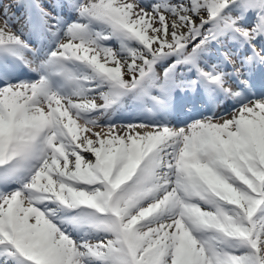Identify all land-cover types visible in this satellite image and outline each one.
Returning a JSON list of instances; mask_svg holds the SVG:
<instances>
[{"label": "rangeland", "instance_id": "obj_1", "mask_svg": "<svg viewBox=\"0 0 264 264\" xmlns=\"http://www.w3.org/2000/svg\"><path fill=\"white\" fill-rule=\"evenodd\" d=\"M10 1L12 0H0L1 42L10 39L23 43L29 37L26 26L20 15L10 14ZM220 1L69 0L67 4L54 9L55 11L52 10L54 6L45 2L43 7L49 29L40 40V49L36 48L37 42L32 45L34 51L39 50L37 59H55L59 54L75 52L84 61L85 68L81 74L88 79L99 77V84L103 87L93 89L92 83L78 87L68 78L65 84L69 90L58 94V90L44 89L45 79L40 73L42 67L33 65V78L24 84L13 86V90L20 91L17 104L11 105L5 92L0 93L4 95L3 99L7 104L3 110L0 109V162L3 161L1 151L4 139L11 125V118L14 117L12 111L22 108L25 110L30 105L45 107L52 100L59 103V111L63 115L67 112L68 105L73 103L86 110L97 107L91 117H80L71 113L73 110L67 112L68 128L72 138L76 137L78 143L82 144L86 131L91 134L92 138L89 139L94 148L98 143L94 136L97 130L99 134L113 137L106 142L109 144L108 149L101 145L97 151L103 161V175L97 172L95 166L86 164L89 162V156L73 152L63 142L53 140H50V151L37 147L34 153L33 177L26 180L24 185H20L21 187L15 188V185L19 184L25 174L24 165L17 164L0 172V241L6 242V245L0 248L1 263L107 264L112 258L113 264H134L135 259L145 250H148V256L156 257L151 264H223L225 260L236 264H261L264 261V198L261 197L264 196V100L238 108L246 111L252 109L256 122L252 126L241 125L239 114L236 113L207 117L206 120L214 131L213 133L210 130L213 146L205 144V147L210 148L203 149L209 156L208 159L201 157L200 152L192 154L191 165L186 156H180L182 142H178L174 148L173 140H170L162 145L163 149H160L158 154L148 153L145 127L137 128V125L132 123L129 124L130 128L125 130L118 126H108L106 122H97L107 116L108 109L115 111L122 104L136 100L140 93H161L171 69L177 72L176 80L183 85L191 52L197 48L202 55L209 52L208 41L202 36L195 37L191 27L199 21L207 20L208 12ZM244 3L247 21L241 25L256 41L260 54L263 44L254 28L251 6L249 2ZM64 10L71 11L70 14L75 16L69 23L60 18L63 17ZM234 12L235 8L229 18L236 23ZM258 17L262 19L264 31V13L260 12ZM91 18H96L97 24L94 33L89 34L84 27ZM15 22L17 23L13 26ZM60 22L63 27H60ZM55 25L61 30L59 39L50 35ZM202 28L205 31L206 25ZM95 33L112 39L113 47L98 46ZM219 42L227 45L224 29L222 34H219ZM229 51L232 52V49ZM175 54L181 56V61L171 64ZM151 55L159 59L154 69L146 72L145 67ZM234 56V62H238L237 71L243 76L242 79H246L245 75L250 73L248 60L242 64L238 57L242 58L243 55ZM144 73L146 75L143 78L141 75ZM220 75L229 83L226 81V72H221ZM109 85L113 87L112 91L107 89ZM233 87L228 84L224 97L219 100L220 104L225 103L224 100L228 103L235 98L233 94L228 93ZM31 91L39 97L33 100V103H24L32 97L23 96L22 93ZM124 91L129 93L119 99V95ZM38 102L41 103L36 104ZM77 120L81 121L82 130L77 129ZM46 122L45 111L43 121L35 131ZM182 126L181 130H185V125ZM132 129L135 130L134 141L130 134ZM92 147L88 146L87 149L95 153ZM53 158L67 170L58 184L64 188L61 200L69 204H84L73 212L78 214L77 221L82 227L75 231L76 247L70 248V254L73 255L71 260H67V254L65 259L51 256L53 239H61L67 244L68 234L64 226L51 221L50 217L42 213L44 208L42 209L41 205L45 204L40 199L52 198V191L40 194L34 186L40 172L46 170L48 160ZM28 160V157L23 158L24 162ZM32 179L35 181L31 182ZM73 179H77L75 182L83 180L89 184L75 188ZM164 180L169 184L158 191ZM93 182L96 184L93 185ZM5 185H10L13 189L5 191ZM229 190L233 195L231 198L239 208L234 206L232 210L233 205L228 203L231 201L228 198ZM155 194L160 196L159 201L165 203L161 207L159 206L162 202L155 200ZM190 195H195L198 203L189 204L184 201V197ZM16 203L19 210L24 213L28 211L27 218L32 223L21 224H25L29 235L20 232L21 224L15 221V216L12 217ZM87 204L93 205L98 211L87 208ZM83 206L94 214L98 219L96 222L86 225L83 216L78 213ZM225 208L227 211H223ZM201 209L208 212H205L207 217L216 216L215 219H220L221 224H229L231 218L241 215L243 222L248 224L246 226L252 225L251 229L249 227L250 237L237 239L236 231L231 229V235L220 241L207 230L212 229L210 223L207 224L197 217L199 214L196 210L202 211ZM159 210H163L162 218L155 220V213ZM45 224L50 233L48 242L41 233ZM161 227L163 229H160ZM171 240H174L175 246L172 251L171 248L165 247ZM229 248L233 249L235 255L231 250H228L231 254L226 251ZM177 249L180 251L179 258L174 260V251ZM37 259L42 261L38 262Z\"/></svg>", "mask_w": 264, "mask_h": 264}, {"label": "bare ground", "instance_id": "obj_2", "mask_svg": "<svg viewBox=\"0 0 264 264\" xmlns=\"http://www.w3.org/2000/svg\"><path fill=\"white\" fill-rule=\"evenodd\" d=\"M52 2H54V5H59L60 3L58 1L53 0ZM44 12V11H43ZM17 22H15L14 24H12L13 26L16 24ZM60 30H58V28H55L53 30L54 34L58 33ZM28 36L30 37L29 40H25L26 44L29 45L30 47H32L30 42H39L40 38L42 36V32H41V27L38 25L36 19H31L29 21L28 24ZM0 41H1V37H0ZM4 46H1V42H0V48H3ZM14 51L16 53H18L23 60L28 64V66H33V64L36 63V59L33 57V55L30 54H25L24 52H20V50L14 48ZM48 69H46V71H52L55 66H56V60L53 58H49L46 59L43 63L40 64ZM101 81V80H99ZM46 85V84H45ZM48 85V84H47ZM46 85V86H47ZM13 87H3L0 88V93L6 92L7 91V98L9 99V101L11 102V105L17 104L18 100L20 99V97L18 96L19 93L17 92V90H13ZM3 97V95L1 96ZM2 98H0V106L3 104L4 105V101L1 100ZM14 102V103H13ZM57 104V103H56ZM56 106V105H55ZM47 108L49 109V107L47 106H40L38 107L37 105H30L26 108V111H22L18 118L15 120L16 123L22 124L26 123L29 124V132H31L32 130H34L35 128H37V126L40 125L42 118L44 116V112L46 109L47 112ZM70 111L73 110L71 113H76L77 111H82V112H91V110H85L82 109L78 106L73 105L72 108H69ZM112 109L108 110L107 112H111ZM237 112V113H236ZM236 114L239 113L238 115V120L240 122L241 125L244 126H252L254 125L255 119H254V112L251 111H235ZM68 113H66V118H67ZM69 117V116H68ZM22 120H26V122H22ZM66 120V119H65ZM256 121H257V117H256ZM64 123H66L63 120ZM80 120H77V129L78 130H82L83 129V125L80 123ZM201 127L200 129H196L193 125L188 126L186 128L185 133L183 134L184 137V143H182V147H183V152H189V150L191 149V145L195 144L196 148H200L202 145L203 147L205 146L206 143H212L213 139V135L212 132L210 130H212V127L209 125V123L207 122V120H203L201 123ZM139 128V127H137ZM147 129L145 130V143L147 147H152L154 145H163L164 141L166 142L168 139H176V138H180V132H177L176 130L173 131H166L165 130L163 132L160 131V134L155 135L154 132V127L149 126L146 127ZM159 130H163L164 127H160L158 128ZM213 131V130H212ZM23 132V131H22ZM63 133H65V131L62 130ZM67 132V130H66ZM133 133L135 134V130H131L130 134L132 136V140H133ZM214 133V131H213ZM15 136V135H13ZM95 139H97V144L94 147L93 144L90 143L89 139L91 137V134L86 131L85 133V139L82 140V144H80L81 146H83L81 149H79L78 147H75L72 144V141H66V145L69 149H71L73 152H76L77 150L88 156L89 155V151L86 149L88 146H91L93 151H95V154H97V151L99 150V148L101 147V145H105L108 149L109 144H107L106 142L108 141V139L110 140L111 137H113V135L111 136H107L104 133L99 134V130H97V133H95ZM92 138V137H91ZM134 141V140H133ZM183 141V140H182ZM7 142V141H6ZM188 145V146H187ZM196 151H198L196 149ZM90 156V155H89ZM192 161V160H190ZM189 161V163H190ZM48 166L46 168V170H42L40 172L39 177L37 178V181L35 183L36 186V191L40 194H48V192L51 193V191L54 190V188H58L60 187L58 184L61 183V180L64 178L65 173H67V170L62 166V164L58 163V160H56L55 158L48 160V162L46 163ZM163 183V182H162ZM155 200L159 201L160 196L158 194H155ZM44 202V206L47 208L48 213H55V215L59 216H66L67 219H69L71 222H74L75 225L77 226H81L80 223H78L77 221V217L78 214L73 213L72 214V209L63 205L62 203H60V201L55 200L53 197L52 198H48L46 200H43L42 198L40 199ZM161 202V201H159ZM77 204V203H76ZM163 204H165L164 202L160 203L161 207ZM31 213V211H30ZM78 213L83 216V221H85L86 224L89 225L90 222H96L98 219L94 216V214L90 211H86V210H80L78 211ZM162 213L163 210H159L155 213V215H157L155 220L161 219L162 218ZM12 217L15 216V221L19 224L24 223L25 224L28 223H32V221H30L27 217H28V211L24 213V211L19 210L18 208V204L16 203L14 205V209L13 212L11 213ZM25 224H21L20 225V232L24 233L26 232L27 235H29V232L27 229H25L24 225ZM159 224V223H158ZM164 226V224H163ZM160 229H163V227H161ZM71 231V229H69ZM41 233H42V237L44 238L45 241H49L48 235H50V233L47 230V226L46 224L44 225V227L41 229ZM72 234V232L70 233ZM53 245V251L51 252V256L54 258H59V259H65L64 257L67 256V260H71L73 259V255L70 254L71 252L68 250V245L65 244L61 239H53L52 242ZM38 260V259H37ZM109 263L107 264H113V259H109L108 261Z\"/></svg>", "mask_w": 264, "mask_h": 264}]
</instances>
